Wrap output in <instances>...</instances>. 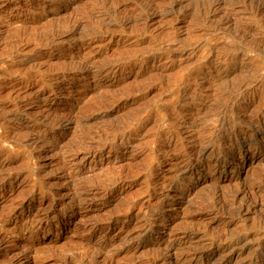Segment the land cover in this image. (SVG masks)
I'll list each match as a JSON object with an SVG mask.
<instances>
[{"label":"rangeland","instance_id":"374dc122","mask_svg":"<svg viewBox=\"0 0 264 264\" xmlns=\"http://www.w3.org/2000/svg\"><path fill=\"white\" fill-rule=\"evenodd\" d=\"M226 259L264 264V0H0V264Z\"/></svg>","mask_w":264,"mask_h":264},{"label":"bare ground","instance_id":"6f19581e","mask_svg":"<svg viewBox=\"0 0 264 264\" xmlns=\"http://www.w3.org/2000/svg\"><path fill=\"white\" fill-rule=\"evenodd\" d=\"M120 3H122V2H120ZM124 3V2H123ZM103 9V8H102ZM95 10V9H94ZM93 16V15H92ZM91 16V17H92ZM94 18V17H93ZM131 19V18H130ZM129 19V20H130ZM132 20V19H131ZM103 23V22H102ZM124 23V22H123ZM130 23V22H129ZM107 24V23H106ZM126 24H128V23H126ZM47 39V38H46ZM81 61V60H80ZM84 62V61H83ZM81 64V63H80ZM85 64V63H84ZM137 65V64H136ZM80 66V65H79ZM85 66V65H84ZM83 66V67H84ZM95 68V67H94ZM92 69V68H91ZM93 72V71H92ZM98 73V72H97ZM84 74V73H83ZM83 80V79H82ZM256 107V106H255ZM253 111V110H252ZM256 122V121H255ZM181 124V123H180ZM193 136V135H192ZM106 138V137H105ZM224 140V139H223ZM236 145V144H235ZM194 148V147H193ZM232 148V147H231ZM234 149V148H233ZM200 151V150H199ZM194 153V152H193ZM198 153V152H197ZM199 155V154H198ZM197 156V155H196ZM228 202V201H227ZM233 203V202H232ZM218 206V205H217ZM222 206H223V204H222ZM227 206V205H226ZM232 206V205H231ZM224 207H225V205H224ZM224 210V209H223ZM231 210V209H230ZM40 217V216H39ZM33 218V217H32ZM22 220V219H21ZM33 220V219H32ZM34 221V220H33ZM29 224V223H28ZM142 225V224H141ZM21 231V230H20ZM239 237V236H238ZM240 237H242V236H240ZM244 240V239H243ZM237 244V243H236ZM231 244H229V246H230ZM263 247V246H262ZM230 248V247H229ZM231 249V248H230ZM184 250V249H183ZM193 250H195V249H193ZM198 250V249H197ZM229 250V249H228ZM200 251V250H199ZM188 252V251H187ZM194 252V251H193ZM202 252V251H201ZM253 252V251H252ZM251 252V253H252ZM180 253V252H179ZM250 253V252H249ZM184 254H186L185 252H184ZM192 254V253H191ZM191 254H189L190 256H191ZM195 254V253H194ZM255 254V253H254ZM200 255V254H199ZM180 256V255H179ZM185 256V255H184ZM187 256V255H186ZM186 256L185 257H182V256H180V261H182V259H185L186 258ZM249 257H251L250 256V254L248 255ZM188 257V256H187ZM253 257V256H252ZM189 258H191V257H189ZM63 260V259H62ZM177 260V259H176ZM64 261H65V259H64ZM68 261V260H67ZM219 261V260H218ZM221 261V260H220ZM229 261V259H226V260H224V261H222L221 263L220 262H218V263H220V264H226L227 262ZM184 262V261H183ZM211 263V262H210ZM217 263V264H218ZM241 263H243V262H241ZM247 263V262H246ZM245 263V264H246ZM252 263V262H251ZM250 263V264H251ZM62 264H64V263H62ZM66 264V263H65Z\"/></svg>","mask_w":264,"mask_h":264}]
</instances>
